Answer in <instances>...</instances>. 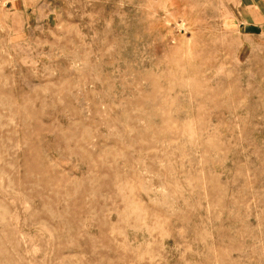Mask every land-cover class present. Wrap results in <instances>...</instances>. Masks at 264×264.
Instances as JSON below:
<instances>
[{
    "label": "rangeland",
    "instance_id": "1",
    "mask_svg": "<svg viewBox=\"0 0 264 264\" xmlns=\"http://www.w3.org/2000/svg\"><path fill=\"white\" fill-rule=\"evenodd\" d=\"M0 264H264V0H0Z\"/></svg>",
    "mask_w": 264,
    "mask_h": 264
}]
</instances>
